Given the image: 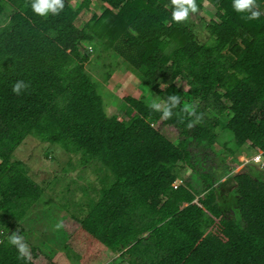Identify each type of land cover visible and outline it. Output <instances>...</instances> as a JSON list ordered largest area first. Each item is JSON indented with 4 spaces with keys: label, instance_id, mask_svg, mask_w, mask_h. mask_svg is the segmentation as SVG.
I'll use <instances>...</instances> for the list:
<instances>
[{
    "label": "trees",
    "instance_id": "trees-1",
    "mask_svg": "<svg viewBox=\"0 0 264 264\" xmlns=\"http://www.w3.org/2000/svg\"><path fill=\"white\" fill-rule=\"evenodd\" d=\"M96 1L101 12L78 29L80 8L65 0L45 16L32 10L34 0H0V14L6 4L11 9L0 26V264H34L7 239L22 233L20 221L42 194L24 163L11 158L28 136L77 156L82 167L104 168L99 187L83 190L86 214L70 218L75 233L117 253L120 264H264V181L221 173L207 157L213 144L228 154L246 143L264 152V16L248 20L233 0H196L216 18L205 26L208 41L198 43L184 21L172 20L171 0ZM87 46L95 59L119 57L161 102L181 98L179 80L201 121L189 128L195 117L181 104L162 120L129 96L121 115H107L100 83L85 70ZM17 81L28 84L19 95ZM161 128L175 132L176 144ZM225 132L230 147L219 138ZM177 163L190 175L173 187Z\"/></svg>",
    "mask_w": 264,
    "mask_h": 264
},
{
    "label": "rangeland",
    "instance_id": "rangeland-1",
    "mask_svg": "<svg viewBox=\"0 0 264 264\" xmlns=\"http://www.w3.org/2000/svg\"><path fill=\"white\" fill-rule=\"evenodd\" d=\"M65 1L72 11L80 8L73 20L74 26L78 29L89 24L93 14L98 15L101 12V5L98 1L100 7H93L96 0H90L84 8L79 7L83 0ZM256 5H258L257 10L264 16V4L256 2ZM9 7L6 4L0 14V26L6 21V10L10 9ZM214 13L215 9L203 2L201 9L197 10L196 13L190 12L189 18L184 21L198 43L208 41L205 26L209 21H216ZM87 47L92 62L85 66V70L100 83V94L107 115L113 113L121 115L119 107L122 98L125 96L135 99L142 98L148 104L152 101L161 102L119 57L111 53V58L103 59L102 57L107 56L106 53L101 52L100 59H95L94 49L91 46ZM174 84L183 93L180 104L183 107L185 105L195 106L196 102L186 93L187 87L179 80H176ZM159 124V121L154 122L153 127H158ZM216 132H219V129ZM160 133L173 144H176L177 135L174 131L169 128H161ZM219 134V138L226 143V146H232L229 133ZM209 148L213 155L208 153L207 157L213 167L219 169L221 173L226 170L229 174L245 171L264 181V165L259 168L258 165L247 162L256 151L249 149L247 143L232 154H228L227 151L224 152L222 147L216 144ZM11 158L24 163L29 178L42 189L39 200L22 220L25 221L26 219L30 232L23 229L24 232L19 234L24 237L29 246L30 258L28 259L34 264H47V259L53 255L51 257L56 264H120L116 254H111V251L106 247L98 243L95 246L92 245L95 242L84 231L77 232L71 237L62 236L60 232L62 216L68 224V232L77 230L78 223L72 220L70 216L82 218L86 214L91 202L88 201L87 192L83 190L99 187L97 178L100 179L103 175V167H94L93 164L95 163L90 165L92 167L89 165L82 167L77 162V156L65 153L56 145L41 143L31 136L26 137L17 146ZM176 172L177 179L172 186L182 184V179L190 175V169L178 163ZM223 179L224 177L221 180ZM111 181L110 178L102 185L107 186ZM89 194L93 196L92 192ZM26 232H28L27 235H25ZM13 233L15 231L7 234V239Z\"/></svg>",
    "mask_w": 264,
    "mask_h": 264
},
{
    "label": "clouds",
    "instance_id": "clouds-1",
    "mask_svg": "<svg viewBox=\"0 0 264 264\" xmlns=\"http://www.w3.org/2000/svg\"><path fill=\"white\" fill-rule=\"evenodd\" d=\"M171 4L174 6L172 12V20L175 22H183L189 18V13H196L198 8L196 0H171ZM64 7L63 0H34L32 4V10L40 16H45L48 12L57 14ZM233 8L236 12H249L248 20L259 19L261 13L256 5V0H233ZM28 84L24 81H17L12 88V91L19 95L23 89H26ZM181 102V98L178 95L168 96L164 102L152 101L149 107L161 113L162 120H168L173 116V110L176 109ZM182 111L186 112L189 116H194L195 120L188 123V127H193L194 123H198L202 119V114H197L195 106L185 105ZM259 161L260 157L256 158ZM8 243L15 246L18 250L20 258H30V249L25 242L24 237L13 233L8 238Z\"/></svg>",
    "mask_w": 264,
    "mask_h": 264
},
{
    "label": "crops",
    "instance_id": "crops-1",
    "mask_svg": "<svg viewBox=\"0 0 264 264\" xmlns=\"http://www.w3.org/2000/svg\"><path fill=\"white\" fill-rule=\"evenodd\" d=\"M97 3H98V2L95 1V2L93 3V7H97V8H98V6L100 7L101 4L99 5V3H98V4H97ZM95 198H96V197H95ZM95 198H94V199H95ZM35 204H36V203H35ZM35 204H34V205H35ZM30 209H32V207H31ZM30 209H29V210H30ZM29 210H28V211H29ZM27 213H28V212H27ZM27 213H26V214H27ZM26 214H25V215H26ZM24 217H25V216H24ZM24 217H23V218H24ZM22 220H23V219H22ZM22 220L20 221V225H21L20 228H22V232H24L23 229H24V230H27L28 232H30V229H29L28 225L26 224V219H25V221H22ZM68 228H69V227H68V224H67V222L64 220V218H63V216H62V217H61V222H60V229H61L60 232H61V235H62V236H65V237H71V236H73V235L75 234V231H76V230H75L74 232H68V231H67ZM28 232H26L25 235H27ZM93 243H94V242H93ZM96 244H97V243L95 242V243L92 244V245L95 246ZM37 247H38V246H37ZM97 247H98V246H97ZM38 248H39V247H38ZM39 249L42 250L41 248H39ZM94 253H95V252H94ZM111 254H114V253H111ZM115 254H116V257H117L118 254H117V253H115ZM48 255L50 256V254H48ZM51 256L53 257V255H51ZM51 256H50V258H52Z\"/></svg>",
    "mask_w": 264,
    "mask_h": 264
},
{
    "label": "built area",
    "instance_id": "built-area-1",
    "mask_svg": "<svg viewBox=\"0 0 264 264\" xmlns=\"http://www.w3.org/2000/svg\"><path fill=\"white\" fill-rule=\"evenodd\" d=\"M263 152L262 151H256L254 154H252V156L249 158V160L247 161L248 163H251V164H255V165H258L259 168L262 167L264 165V160H263ZM257 157H260L259 161H257ZM174 187V186H173ZM1 231H0V244L2 242V237H1Z\"/></svg>",
    "mask_w": 264,
    "mask_h": 264
}]
</instances>
